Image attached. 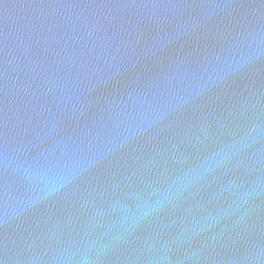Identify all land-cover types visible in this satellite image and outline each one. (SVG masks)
<instances>
[{
    "label": "water",
    "instance_id": "water-1",
    "mask_svg": "<svg viewBox=\"0 0 264 264\" xmlns=\"http://www.w3.org/2000/svg\"><path fill=\"white\" fill-rule=\"evenodd\" d=\"M0 264H264V0H0Z\"/></svg>",
    "mask_w": 264,
    "mask_h": 264
}]
</instances>
